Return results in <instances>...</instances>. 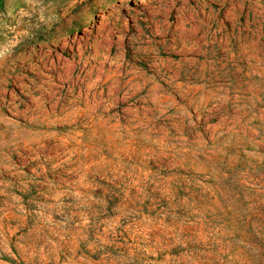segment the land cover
<instances>
[{
	"label": "rangeland",
	"instance_id": "1",
	"mask_svg": "<svg viewBox=\"0 0 264 264\" xmlns=\"http://www.w3.org/2000/svg\"><path fill=\"white\" fill-rule=\"evenodd\" d=\"M0 264H264V0H0Z\"/></svg>",
	"mask_w": 264,
	"mask_h": 264
}]
</instances>
